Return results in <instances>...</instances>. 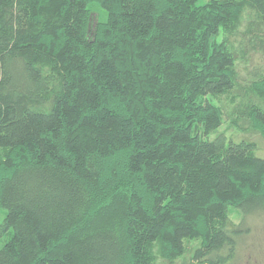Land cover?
<instances>
[{
  "label": "trees",
  "instance_id": "trees-1",
  "mask_svg": "<svg viewBox=\"0 0 264 264\" xmlns=\"http://www.w3.org/2000/svg\"><path fill=\"white\" fill-rule=\"evenodd\" d=\"M246 7L264 24V0H0V264H234L264 159L221 106L264 139V78L242 105L216 40Z\"/></svg>",
  "mask_w": 264,
  "mask_h": 264
},
{
  "label": "rangeland",
  "instance_id": "rangeland-1",
  "mask_svg": "<svg viewBox=\"0 0 264 264\" xmlns=\"http://www.w3.org/2000/svg\"><path fill=\"white\" fill-rule=\"evenodd\" d=\"M203 2L208 0H202ZM92 21L104 20V13L99 7H91ZM224 42L230 47L236 59L237 93L240 95L242 105L262 102L251 91L254 82L264 78V24L249 8L244 9L239 24L228 35L220 34L216 40ZM240 105V102L238 103ZM242 105H240L242 107ZM225 113V120L219 132H223L232 139H244L257 145L256 155L264 159V139L255 133L247 124L243 113L234 108L221 106ZM243 110V109H241ZM232 113V117H231ZM234 225L240 223V216L236 212L230 215ZM250 232L240 241L239 252L234 264H264V216L257 220H250ZM153 264H200L193 262L189 255L176 260H164L158 255Z\"/></svg>",
  "mask_w": 264,
  "mask_h": 264
}]
</instances>
